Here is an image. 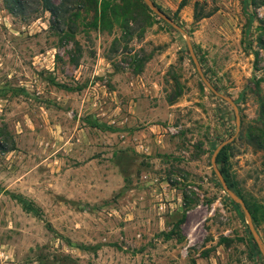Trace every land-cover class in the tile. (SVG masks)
Instances as JSON below:
<instances>
[{
    "label": "rangeland",
    "instance_id": "1",
    "mask_svg": "<svg viewBox=\"0 0 264 264\" xmlns=\"http://www.w3.org/2000/svg\"><path fill=\"white\" fill-rule=\"evenodd\" d=\"M20 1L0 0V264H264L211 164L235 135L229 178L264 243V0H181L184 32L144 0Z\"/></svg>",
    "mask_w": 264,
    "mask_h": 264
},
{
    "label": "trees",
    "instance_id": "2",
    "mask_svg": "<svg viewBox=\"0 0 264 264\" xmlns=\"http://www.w3.org/2000/svg\"><path fill=\"white\" fill-rule=\"evenodd\" d=\"M16 5H19L21 3L20 0H12ZM63 3L61 5H56L52 0H41V5L43 7L44 10L50 12V14L54 17H60V12L64 13L66 12V10H61L62 6L65 5V3L68 2H72L73 0H62ZM247 0H244V2H246ZM250 3L255 4V0H249ZM94 2V0H93ZM197 5V2H195V6ZM108 6V4L104 3H100V5L95 6V10L100 11V13H102V15L105 14V9ZM244 12L248 13V5L246 3V6H244ZM249 15V24H251V22L253 21V16L251 14ZM205 17V16H199L194 12L193 18L197 21L200 18ZM255 56H258V53L255 52ZM256 85H259V82H256ZM258 123L259 126H254V128L257 130V132H255L256 134L251 136V139H253V143H255L257 145V147L264 151V101H262L260 103V114H259V118H258ZM228 148H229V144L225 145L222 147V149L218 152L217 157H216V163H220L221 166L219 167L220 172L222 173L226 183L228 184V187H230L231 189H234L236 191V193L243 198V196L239 193V191H237L234 187V184L230 181L229 178V156H228ZM14 199H16V201L21 205V207L28 212H33L35 215H41V212L39 209L36 208L35 204L33 201L23 197V196H12ZM248 209L252 215L253 220L255 221V216L251 210V208L248 206ZM185 214L182 215V217L180 218L179 223H181L184 219ZM177 230H171L167 233L164 234L166 239H170L173 236H179V224H177L176 226Z\"/></svg>",
    "mask_w": 264,
    "mask_h": 264
},
{
    "label": "water",
    "instance_id": "3",
    "mask_svg": "<svg viewBox=\"0 0 264 264\" xmlns=\"http://www.w3.org/2000/svg\"><path fill=\"white\" fill-rule=\"evenodd\" d=\"M146 2V4L153 10V12L155 14H157L160 18H163L165 21H167L169 24H171L174 28L180 30L181 32H184L166 13H164L163 11H161L159 8L156 7V5L151 1V0H144ZM185 34V33H184ZM186 38H187V43H188V46H190V42H189V39L186 35ZM195 60V59H194ZM195 64L198 68V72L200 74V76L202 77L203 81L205 82V84L219 97L227 100L234 108L235 110V118H236V124H237V131L239 130V118H238V110H237V106L235 105V103L233 102V100L231 98H229L228 96H225L223 94H220L219 92H217L211 85L210 83L205 79V77L203 76L196 60H195ZM235 135L231 136L230 138L224 140L223 142H221L214 150L213 154H212V157H211V164H212V167H213V170L215 172V174L217 175L223 189L228 193V195L235 201L237 202L246 218H247V221H248V226H249V229L252 233V236L254 238V240L256 241V243L258 244V246L260 247V249L262 250L263 254H264V243L262 242V240L260 239V237L258 236V234L256 233L253 225H252V218H251V215H250V212L247 208V206L245 205L244 201L242 200V198H240L232 189H230L228 187V185L226 184L221 172L219 169H217L216 167V157H217V154L218 152L222 149L223 146H225L226 144L230 143L233 139H234Z\"/></svg>",
    "mask_w": 264,
    "mask_h": 264
},
{
    "label": "crops",
    "instance_id": "4",
    "mask_svg": "<svg viewBox=\"0 0 264 264\" xmlns=\"http://www.w3.org/2000/svg\"><path fill=\"white\" fill-rule=\"evenodd\" d=\"M157 8H159L161 11H163L164 13H166V9H174V8H178V6L180 5L181 0H151ZM208 1V0H207ZM183 7H187L189 6V3L187 5L182 4ZM176 8V9H177Z\"/></svg>",
    "mask_w": 264,
    "mask_h": 264
}]
</instances>
